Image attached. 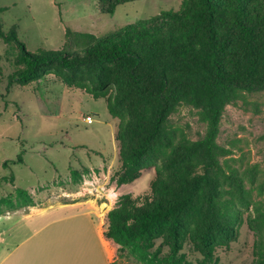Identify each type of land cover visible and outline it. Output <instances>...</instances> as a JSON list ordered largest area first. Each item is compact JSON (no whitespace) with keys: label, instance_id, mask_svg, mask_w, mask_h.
<instances>
[{"label":"rangeland","instance_id":"1","mask_svg":"<svg viewBox=\"0 0 264 264\" xmlns=\"http://www.w3.org/2000/svg\"><path fill=\"white\" fill-rule=\"evenodd\" d=\"M182 2L138 0L109 15L101 10L99 0H0V20L3 32L16 34L31 53L80 52L126 26L179 11ZM18 54L15 43L0 38V200H11L17 207L11 210L4 203L0 214H16L4 223L17 236L43 221L36 218L27 224L22 219L26 213L50 209L47 219L79 210H57L64 204L90 211L107 229L108 213L127 195L138 200L148 196L175 153L183 154L185 161L196 159L187 156L185 148L203 139L207 126L200 120V108L183 102L169 114L166 144L156 147L135 170V180L120 183L125 175L118 140L121 119L109 114L106 99H96L55 74L9 86L10 78L22 68ZM88 115L92 124L83 122ZM217 141L230 154L220 158L213 209L220 220H235L237 237L228 245L215 246L212 258L188 237L180 255L186 264H257L264 256V90L242 92L225 106ZM171 171L186 173L181 165ZM19 190L25 192L22 197ZM161 243L157 239L153 251ZM168 252L164 247L161 257ZM116 263L140 264L119 256Z\"/></svg>","mask_w":264,"mask_h":264},{"label":"trees","instance_id":"2","mask_svg":"<svg viewBox=\"0 0 264 264\" xmlns=\"http://www.w3.org/2000/svg\"><path fill=\"white\" fill-rule=\"evenodd\" d=\"M134 1L99 0L109 15ZM0 38L19 49L22 68L9 86L55 74L106 99L109 114L121 119L120 183L135 180V170L166 144L165 125L175 107L184 102L200 108L206 135L185 148L196 159L185 161L175 153L148 196L127 195L108 213L105 237L117 246V256L140 264H186L180 252L188 237L209 258L215 246L236 239L235 220L222 221L213 209L220 158L230 154L217 140L225 106L242 92L264 90V0H183L179 11L126 26L80 52L31 53L16 34L3 32L1 20ZM176 165L186 173L171 171ZM4 203L17 208L1 199L0 210ZM157 239L162 243L153 251ZM164 247L169 252L162 258ZM257 264H264V256Z\"/></svg>","mask_w":264,"mask_h":264},{"label":"crops","instance_id":"3","mask_svg":"<svg viewBox=\"0 0 264 264\" xmlns=\"http://www.w3.org/2000/svg\"><path fill=\"white\" fill-rule=\"evenodd\" d=\"M81 206L64 204L57 210H77L65 216L45 218L47 209L23 215L27 224L40 219L29 233L17 236L5 221L16 214L0 216V264H120L117 246L105 237L106 225L100 217Z\"/></svg>","mask_w":264,"mask_h":264},{"label":"built area","instance_id":"4","mask_svg":"<svg viewBox=\"0 0 264 264\" xmlns=\"http://www.w3.org/2000/svg\"><path fill=\"white\" fill-rule=\"evenodd\" d=\"M83 122H85L87 124H92L94 122V119L91 115H88V116L83 118Z\"/></svg>","mask_w":264,"mask_h":264}]
</instances>
